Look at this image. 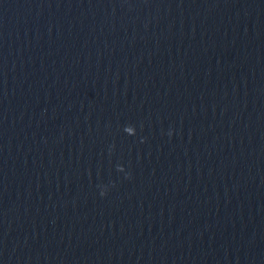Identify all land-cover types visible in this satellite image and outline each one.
Instances as JSON below:
<instances>
[{
	"label": "water",
	"instance_id": "1",
	"mask_svg": "<svg viewBox=\"0 0 264 264\" xmlns=\"http://www.w3.org/2000/svg\"><path fill=\"white\" fill-rule=\"evenodd\" d=\"M0 264H264V0H0Z\"/></svg>",
	"mask_w": 264,
	"mask_h": 264
}]
</instances>
